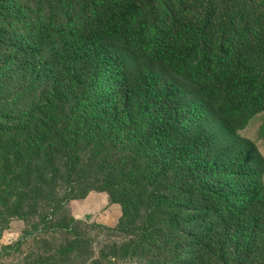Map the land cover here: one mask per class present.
Wrapping results in <instances>:
<instances>
[{"label":"trees","instance_id":"obj_1","mask_svg":"<svg viewBox=\"0 0 264 264\" xmlns=\"http://www.w3.org/2000/svg\"><path fill=\"white\" fill-rule=\"evenodd\" d=\"M45 2L65 10L61 27L37 31L22 3L0 0L2 97L38 92L8 108L5 162L24 183L35 161L38 185L67 201L121 183L104 166L124 162L119 230L140 232L144 206L151 228L163 218L143 238H161L165 264H264V156L238 133L264 112V13L245 0ZM84 150L100 178L76 196Z\"/></svg>","mask_w":264,"mask_h":264},{"label":"rangeland","instance_id":"obj_2","mask_svg":"<svg viewBox=\"0 0 264 264\" xmlns=\"http://www.w3.org/2000/svg\"><path fill=\"white\" fill-rule=\"evenodd\" d=\"M11 1L23 4L25 10L21 12L29 22L41 24L37 31L48 23L61 27L64 22L65 10L61 7L52 10L45 0ZM220 1L214 0V3L219 4ZM238 1L242 0H228V3L236 5ZM245 2L255 5L258 11L264 13V0ZM40 17L43 18L42 22L39 21ZM17 32H20L19 27L10 37L18 35ZM34 93L38 92L28 91L25 100L7 102L0 91V264H165L164 259L160 258L164 251L153 247L159 245L161 238L157 234L151 240L143 238L145 234L163 228V218L156 216L154 221L157 227L151 228L150 210L144 206L139 209L140 215L135 220V230L140 232L119 230L124 221L125 207L113 204L110 194L120 198L133 190L125 182L134 176V171L124 162L121 167L118 161L104 166L105 172L120 178L121 183L112 181V189L91 191L82 198L69 201L65 199L68 193L65 187L54 185L55 190L48 192L52 188L41 183L38 185V164L35 161H32L31 181L25 180L24 183L20 179V165L5 162L3 148L12 142L6 131L13 130L11 122L16 118V115L9 113L8 108L17 114L25 106V101L34 97ZM5 122L11 123V126H6ZM238 133L243 139L253 142L264 156V112L254 115ZM91 156L85 150L81 153L84 164L76 173H83L88 182L76 186V196L82 194L87 184H94L92 178H100L94 168L88 166ZM97 186L102 185L99 183ZM47 196H51V199ZM56 201L61 203L54 205ZM136 215L135 212L131 213V216ZM130 222V219L125 221L126 224Z\"/></svg>","mask_w":264,"mask_h":264}]
</instances>
